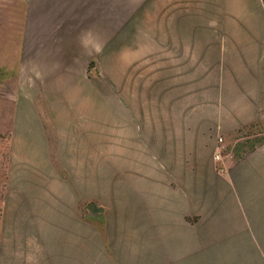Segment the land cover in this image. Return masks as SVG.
I'll use <instances>...</instances> for the list:
<instances>
[{
    "label": "crops",
    "instance_id": "obj_1",
    "mask_svg": "<svg viewBox=\"0 0 264 264\" xmlns=\"http://www.w3.org/2000/svg\"><path fill=\"white\" fill-rule=\"evenodd\" d=\"M193 2L24 0L25 41L41 46L35 51L43 71H48L43 75L50 78L46 88L61 94L71 91L79 78L88 81L99 72L110 90L105 61L120 62L124 83L129 69L143 70L145 61H152L151 67L159 71L183 66L180 75L190 76L193 69L203 74L209 53L217 58L214 51L221 50L213 45L223 41L177 36L178 12L188 19L185 28H193ZM243 5L249 20L241 28L249 30L248 36L233 42L242 45L236 59L244 68L232 82L243 87L240 93L225 98L219 85L210 101L206 84L187 85L176 102L170 97L167 108L160 104L150 116L140 107L130 110L136 107L127 97L120 100L124 123L128 124L130 114L139 136L144 118L151 119L155 140L160 137L157 156L170 158L171 199L160 209L166 214L170 238L168 245L160 244L153 251L159 264H264V0H243ZM10 95L12 111L4 126L12 149L8 184L18 189L17 181L33 178L27 176L30 166L45 168L49 175L58 172L54 159L60 160L70 138L76 142L79 128L91 118L76 117L65 105L57 115L36 110L32 97ZM87 104L78 97L74 109H87ZM244 129H249L245 135L249 148L238 142L233 156L228 152L229 137ZM218 137L225 139L227 151L216 162ZM87 252L76 248L69 256L59 254L56 258L64 259L57 264H80Z\"/></svg>",
    "mask_w": 264,
    "mask_h": 264
},
{
    "label": "rangeland",
    "instance_id": "obj_2",
    "mask_svg": "<svg viewBox=\"0 0 264 264\" xmlns=\"http://www.w3.org/2000/svg\"><path fill=\"white\" fill-rule=\"evenodd\" d=\"M193 3V28H185L188 19L178 12L177 23L182 27L178 26L177 36L223 41L213 45L221 50L214 51L217 58L209 53L205 73L193 69L190 76H184L179 74L183 66L170 71L166 63L167 69L159 71L151 67L152 61H145L143 70L129 69L124 83L120 62L105 61L110 90L99 72L88 81L79 78L74 90L61 94L46 88L50 78L43 75L48 71H43L35 51L41 46L26 44L24 0H0V264H57L64 259L57 255L69 256L76 248L89 251L80 264H159L153 251L160 244L168 245L170 238L166 214L160 211L171 199L167 188L170 158L157 156L160 137L155 140L153 121L147 116L160 104L167 108L170 97L176 102L187 85L206 84L210 101L219 85L225 98L243 90L232 84L238 79L234 75L244 68L236 59L242 45L233 42L249 32L241 28L249 20V14L242 12L243 0ZM15 92L22 99L32 97L36 110L44 108L57 115L65 105L76 117L91 118L87 126L79 128L76 142L75 137L70 138L60 160L54 159L58 172L49 175L45 168L30 166L27 176L32 181H17L18 189L14 183L8 184L12 149L9 131L4 128L12 111L10 94ZM122 96L146 112L139 136L138 124L130 114L128 124L124 123ZM78 97L88 102L87 109H74ZM136 108L130 110L140 109ZM248 130L229 137L228 152L233 156L239 150L238 142L248 150ZM222 147L223 158L227 148ZM91 201L105 208L99 217L89 216L87 204Z\"/></svg>",
    "mask_w": 264,
    "mask_h": 264
},
{
    "label": "water",
    "instance_id": "obj_3",
    "mask_svg": "<svg viewBox=\"0 0 264 264\" xmlns=\"http://www.w3.org/2000/svg\"><path fill=\"white\" fill-rule=\"evenodd\" d=\"M87 209L89 210V216L95 218L99 217L105 211L103 206L97 205L94 201L87 204Z\"/></svg>",
    "mask_w": 264,
    "mask_h": 264
},
{
    "label": "built area",
    "instance_id": "obj_4",
    "mask_svg": "<svg viewBox=\"0 0 264 264\" xmlns=\"http://www.w3.org/2000/svg\"><path fill=\"white\" fill-rule=\"evenodd\" d=\"M222 144H223V138L222 137H218V146H217V150L215 152V155H214V160L216 162H219V161H222V150H223V147H222Z\"/></svg>",
    "mask_w": 264,
    "mask_h": 264
},
{
    "label": "trees",
    "instance_id": "obj_5",
    "mask_svg": "<svg viewBox=\"0 0 264 264\" xmlns=\"http://www.w3.org/2000/svg\"><path fill=\"white\" fill-rule=\"evenodd\" d=\"M239 131H240V130H239ZM242 131H243V130H242ZM236 157L240 158V157H242V156L238 154Z\"/></svg>",
    "mask_w": 264,
    "mask_h": 264
}]
</instances>
